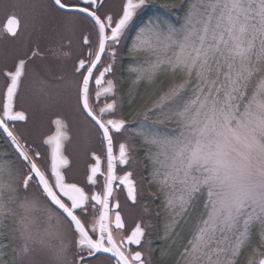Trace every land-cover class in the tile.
Here are the masks:
<instances>
[{"label":"snow or ice","instance_id":"1","mask_svg":"<svg viewBox=\"0 0 264 264\" xmlns=\"http://www.w3.org/2000/svg\"><path fill=\"white\" fill-rule=\"evenodd\" d=\"M3 7V39L25 31L58 39L53 47L29 40L10 64L0 60V140L8 146L0 150V264H97L101 254L107 264H155L156 201L164 248L191 224L175 264H264V0ZM128 39L133 104L138 86L169 78L142 112L131 109L132 120L120 80ZM26 87L52 113L54 135L30 140L21 131L33 124L21 104ZM70 116L103 148L91 152L83 181L69 175ZM125 207L145 215L129 225Z\"/></svg>","mask_w":264,"mask_h":264},{"label":"flooded vegetation","instance_id":"2","mask_svg":"<svg viewBox=\"0 0 264 264\" xmlns=\"http://www.w3.org/2000/svg\"><path fill=\"white\" fill-rule=\"evenodd\" d=\"M8 0H3V4H0V34L4 33V25L6 23L7 13L4 10L3 5L7 4ZM109 8L113 11L119 5V0H107ZM83 29L87 34L90 31V25H83ZM58 38L52 35H45L38 41L35 34H30L29 31L21 33V36L15 42L10 39H3L0 35V60H7L10 64L14 53L21 48L22 45L26 44L31 40L33 43L39 42L42 47H53ZM126 41V40H125ZM124 41V43H125ZM76 54L80 52L79 46L75 49ZM21 104L23 107L28 109L33 115V124L29 125L27 129L22 128L21 131L31 140L35 139L39 134H55L56 128L54 125H50L49 117L52 113H45L39 103L38 97L33 94L32 90L25 88L21 96ZM63 111V109H60ZM81 119V118H80ZM82 122V123H81ZM76 116L69 117L70 124V140L66 141V155L69 157V175L77 180L83 181L85 179L84 174L87 171L91 162V152L95 151L98 154H103V148L94 132L90 131L84 122ZM3 145L8 147L3 140H0ZM139 162V161H138ZM154 190V189H153ZM146 202V201H145ZM160 206V203H158ZM153 215L151 216L152 221L155 223V207L151 205ZM160 208V207H159ZM124 216L129 225L134 221L138 220L141 215H145L140 207L135 208H124ZM154 246L157 245L156 234L154 231ZM163 233L160 235V239ZM163 240V239H161ZM162 246V245H161ZM160 246V247H161ZM106 254H101V260L97 264H107V261L103 258ZM157 264V259H155Z\"/></svg>","mask_w":264,"mask_h":264},{"label":"trees","instance_id":"3","mask_svg":"<svg viewBox=\"0 0 264 264\" xmlns=\"http://www.w3.org/2000/svg\"><path fill=\"white\" fill-rule=\"evenodd\" d=\"M181 2V0L177 3L179 4ZM134 35V33H133ZM132 42V41H131ZM131 46V43H130ZM128 61L131 59L130 56H128ZM127 66H129V64L127 63ZM127 70V67H126ZM127 73H125V77H124V83L123 85H125V87L121 88V93L124 97L123 100V115L128 117L130 120H132V116L130 115L131 109L133 107L136 108L137 111H143V109L151 103V101L155 98V93L156 91L160 88V87H166L168 82H169V78H161V80L158 82L156 88L154 89H147L144 86H141V88L139 89V93L137 94V96H135L133 98V100L135 101V104H133L132 100L130 102V100L128 99V93H129V81L126 78ZM137 119H141L140 117H138ZM135 123V121H133ZM191 229V224H186L182 230V242L183 239L187 237L189 231ZM162 249V247H161ZM157 264H167V259L166 261H163L160 257V260L157 262ZM168 264H173V261H168Z\"/></svg>","mask_w":264,"mask_h":264},{"label":"rangeland","instance_id":"4","mask_svg":"<svg viewBox=\"0 0 264 264\" xmlns=\"http://www.w3.org/2000/svg\"><path fill=\"white\" fill-rule=\"evenodd\" d=\"M180 0H170V2H174V3H178ZM157 3H159V0H157ZM158 9L156 7H154L151 11L152 12H155L157 11ZM151 14V13H150ZM129 68V66L127 67ZM127 71V70H126ZM127 80L130 81L131 77H130V74L129 72L127 71V76H126ZM141 88V86H138V88L136 90L133 91L132 93V98H134L135 96H137V94L139 93V89ZM131 102V100H130ZM81 122V119L78 118ZM82 123V122H81ZM128 136H129V142L130 143H133V144H139V138L138 137H135L131 132L128 133ZM4 149H7V147L5 145H3L0 141V150H4ZM136 160L137 161H143L145 162V158L143 156V152L142 150L140 151V153L136 156ZM160 207V214L162 216V229H163V225H164V222H165V215L163 213V211L161 210V206ZM163 232V231H162ZM163 244H162V249H161V253H160V257L163 261H166L167 259V264H168V261H173V264H175V261H176V258H177V253H178V250H179V246L180 244L182 243V234H181V237L177 239L176 241V244L175 245H169V247L167 248H164L163 246L165 245L166 241L165 240H162ZM163 253V254H162ZM9 264H11V261H9Z\"/></svg>","mask_w":264,"mask_h":264},{"label":"bare ground","instance_id":"5","mask_svg":"<svg viewBox=\"0 0 264 264\" xmlns=\"http://www.w3.org/2000/svg\"><path fill=\"white\" fill-rule=\"evenodd\" d=\"M145 175H147V173H145ZM163 244V243H162Z\"/></svg>","mask_w":264,"mask_h":264}]
</instances>
